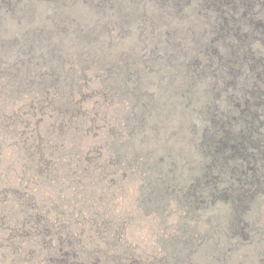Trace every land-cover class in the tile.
Here are the masks:
<instances>
[{"label": "rangeland", "instance_id": "374dc122", "mask_svg": "<svg viewBox=\"0 0 264 264\" xmlns=\"http://www.w3.org/2000/svg\"><path fill=\"white\" fill-rule=\"evenodd\" d=\"M166 1L0 0V264H260L225 204L178 200L200 157L186 125L216 97L212 74L184 77L195 1ZM25 36L36 57L59 48L40 87ZM121 53L129 94L111 87ZM251 213L264 223V196Z\"/></svg>", "mask_w": 264, "mask_h": 264}, {"label": "trees", "instance_id": "16d2710c", "mask_svg": "<svg viewBox=\"0 0 264 264\" xmlns=\"http://www.w3.org/2000/svg\"><path fill=\"white\" fill-rule=\"evenodd\" d=\"M186 1L166 2L180 8ZM194 1L198 14L196 21L188 26L192 29L189 36L198 43V48L185 61L184 77L193 79L198 71L212 74L210 86L216 99L206 106L208 115L199 116L186 125V130L193 134L191 141H196L200 157L193 165L189 183L179 184L178 188L184 187V192L178 200L187 211L206 209V205L212 203L225 204L227 213L222 222L227 223L230 233L245 241L263 240L259 234L264 230V223H255L251 212L264 196V0H190ZM116 2L121 3V10L129 5V0ZM168 32H172L168 43H175L176 47L170 45L175 50L183 43V38H174L176 28ZM32 40L30 36L24 38V53L28 57L22 62V68L32 62L40 64L38 73L31 75L35 80L33 84L40 87L45 83L44 77L58 74L59 68L53 64V59L60 57L59 48L53 54L50 50L49 56L41 52V56L36 57L37 42L32 43ZM170 54L164 55L172 57ZM120 58L122 77L116 78L117 82L111 87L118 93L129 94V58L124 53ZM0 72L6 73L2 68ZM222 72L228 73L224 80L217 77ZM191 84L190 81L178 87L187 92L193 87ZM130 91L135 97L139 96L135 87ZM259 262L264 264V251H260Z\"/></svg>", "mask_w": 264, "mask_h": 264}]
</instances>
